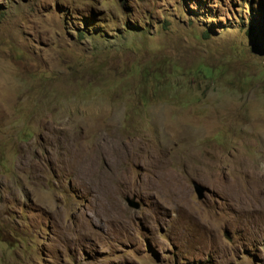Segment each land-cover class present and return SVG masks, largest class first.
<instances>
[{"label": "rangeland", "instance_id": "1", "mask_svg": "<svg viewBox=\"0 0 264 264\" xmlns=\"http://www.w3.org/2000/svg\"><path fill=\"white\" fill-rule=\"evenodd\" d=\"M0 264H264V0H0Z\"/></svg>", "mask_w": 264, "mask_h": 264}, {"label": "water", "instance_id": "2", "mask_svg": "<svg viewBox=\"0 0 264 264\" xmlns=\"http://www.w3.org/2000/svg\"><path fill=\"white\" fill-rule=\"evenodd\" d=\"M192 186H193V190H194V193L196 194L197 199L204 198L205 188L202 187L199 183H197L195 181H192ZM125 200H126L127 205L129 207H132V208H138L139 207V203L135 200L134 197H132V198L126 197Z\"/></svg>", "mask_w": 264, "mask_h": 264}, {"label": "bare ground", "instance_id": "3", "mask_svg": "<svg viewBox=\"0 0 264 264\" xmlns=\"http://www.w3.org/2000/svg\"><path fill=\"white\" fill-rule=\"evenodd\" d=\"M188 202H189L188 200H183L181 204L182 205H188L189 204Z\"/></svg>", "mask_w": 264, "mask_h": 264}]
</instances>
